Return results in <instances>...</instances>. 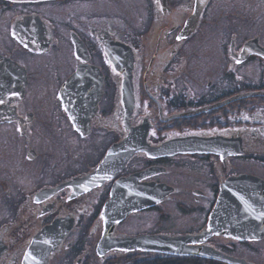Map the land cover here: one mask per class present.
Listing matches in <instances>:
<instances>
[{"label":"flooded vegetation","instance_id":"1","mask_svg":"<svg viewBox=\"0 0 264 264\" xmlns=\"http://www.w3.org/2000/svg\"><path fill=\"white\" fill-rule=\"evenodd\" d=\"M41 231L45 264H264V0H0V264Z\"/></svg>","mask_w":264,"mask_h":264},{"label":"water","instance_id":"2","mask_svg":"<svg viewBox=\"0 0 264 264\" xmlns=\"http://www.w3.org/2000/svg\"><path fill=\"white\" fill-rule=\"evenodd\" d=\"M55 222H53L48 228L50 230H53L54 227H55ZM45 232L41 231L39 232L37 235H35L33 237V240H32V243H31V246L28 250V253H27V256H26V259L24 260L23 264H45L46 263V256H45V252H44V248L42 250V255L41 257L39 258V260L37 259V261L34 259V253L36 251H38V249L42 246V236ZM238 237L240 238H244V237H249V235H239ZM220 258L224 259V260H228L230 262H233L235 264H246L244 263L243 260H240V259H230L228 258L227 256L225 255H220L219 256Z\"/></svg>","mask_w":264,"mask_h":264},{"label":"rangeland","instance_id":"3","mask_svg":"<svg viewBox=\"0 0 264 264\" xmlns=\"http://www.w3.org/2000/svg\"><path fill=\"white\" fill-rule=\"evenodd\" d=\"M11 152H13V149H11V150L9 149L8 151H6V152H5L4 154H2V155H4V157H5V156H6V154H8V155H9V154H11Z\"/></svg>","mask_w":264,"mask_h":264}]
</instances>
